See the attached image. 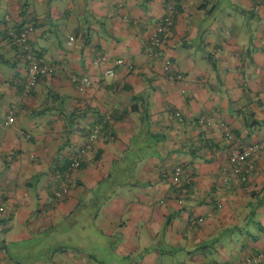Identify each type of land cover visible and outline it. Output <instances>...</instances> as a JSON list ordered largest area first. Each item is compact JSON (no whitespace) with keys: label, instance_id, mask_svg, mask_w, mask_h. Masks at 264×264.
<instances>
[{"label":"crops","instance_id":"obj_1","mask_svg":"<svg viewBox=\"0 0 264 264\" xmlns=\"http://www.w3.org/2000/svg\"><path fill=\"white\" fill-rule=\"evenodd\" d=\"M167 2L0 0V264H264V149L226 171L264 141V0H179L152 47ZM28 24L53 70L24 95Z\"/></svg>","mask_w":264,"mask_h":264},{"label":"built area","instance_id":"obj_2","mask_svg":"<svg viewBox=\"0 0 264 264\" xmlns=\"http://www.w3.org/2000/svg\"><path fill=\"white\" fill-rule=\"evenodd\" d=\"M179 0H168L166 5V14L163 18L162 25L157 29V32L153 34L150 38V44L152 47H160L162 45V34L174 24V21L177 16V8H178ZM35 31V26L33 24H28L22 27L18 32H11V42L19 47L22 54L24 55L27 71L26 77L20 78L19 81L22 83L21 91L24 95H30L31 92L37 86L38 80L41 76L48 75L52 72L53 67L49 64L42 56L41 52L36 49L32 42L31 37ZM74 37H70V41H72ZM149 55H153L151 51ZM108 58L106 56H102L95 61V64L100 65L101 63H106ZM116 64L123 63L122 59H118L115 61ZM164 67L166 70L171 69L172 62L169 59L165 60ZM108 74L113 75V70L108 69L106 71ZM181 78L180 75L177 76ZM176 78L174 76L171 77ZM69 80L71 84L75 85L80 92L86 90V88L90 85L91 79L89 76L81 75L77 72L71 71L69 72ZM14 114V110L11 109L9 111V116L7 118L6 124H10L12 121V117ZM180 115V113H178ZM201 124H211L210 121H206L205 119H200ZM99 125H97L88 135L87 142L85 146L79 148V150L73 154L69 162V170L72 172L78 170V168L82 165L84 158L88 155V152L91 150L94 141L98 138L97 130L99 129ZM225 138L229 143H233L236 141V136L231 129L225 127ZM264 149V141L260 143H252L244 146H234L231 150L230 154V163L226 168V171H231L235 175L241 174L242 181L247 179L246 176V167L248 161L254 157L258 152ZM69 192V186L64 185L61 189L55 191V195L58 198H62L63 195ZM259 258H264V251L260 253Z\"/></svg>","mask_w":264,"mask_h":264},{"label":"rangeland","instance_id":"obj_3","mask_svg":"<svg viewBox=\"0 0 264 264\" xmlns=\"http://www.w3.org/2000/svg\"><path fill=\"white\" fill-rule=\"evenodd\" d=\"M64 36L62 34H60V38L62 39Z\"/></svg>","mask_w":264,"mask_h":264},{"label":"trees","instance_id":"obj_4","mask_svg":"<svg viewBox=\"0 0 264 264\" xmlns=\"http://www.w3.org/2000/svg\"><path fill=\"white\" fill-rule=\"evenodd\" d=\"M69 165V164H68Z\"/></svg>","mask_w":264,"mask_h":264}]
</instances>
